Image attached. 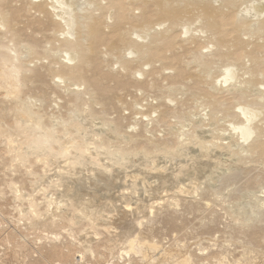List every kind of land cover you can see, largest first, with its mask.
I'll return each mask as SVG.
<instances>
[{
	"label": "rangeland",
	"instance_id": "rangeland-1",
	"mask_svg": "<svg viewBox=\"0 0 264 264\" xmlns=\"http://www.w3.org/2000/svg\"><path fill=\"white\" fill-rule=\"evenodd\" d=\"M30 1L31 0H8L3 6L4 9H7H5L4 15L8 18V21L11 20L8 22V24L11 22L9 27H12V24L15 23L14 28L16 29V32L14 33L17 35L14 36L20 39L21 44L23 45H21L23 48H18V52L21 55L19 56L24 63L27 62L26 66L30 65L33 67L34 64L35 68H32V70H34L35 74L30 72L27 73L28 78L24 77L26 72L22 71V74L21 72L18 74L19 77L21 74V81H23L22 79L24 78L23 82L26 87L21 86L22 90L20 89L18 95H16L17 92H13L14 88L11 85L10 79H8L10 82L7 81L6 83L5 80L4 83L3 80L8 77L6 78V75H3L4 71L0 72V75L5 77L0 76V82L4 83H0V88L3 86L0 89V264H264V220L260 219L259 213L264 211V208H262L264 207L262 206L264 204V153L259 154L248 151V149L245 148L247 145L245 138L242 140V134L234 129L236 121L234 119L230 120V117L228 118L226 115L223 116V113H218V116L212 114L210 109L203 104V98L201 99L202 95L205 94H202L203 92L207 91L206 94H208L212 90L211 92L216 95L213 93L209 94L211 96H216L217 99L219 97V99L222 100L223 97L226 96L227 99L224 97L226 102H229L228 100H233L234 104L239 102L236 100L238 98L234 97L235 95L230 96L233 95L231 90L228 89L230 95L229 93L227 94L230 97L225 95L227 87H230V85H227L226 83L224 84L221 80L215 82L216 84L211 82L212 78L215 79V76L224 72L223 67H225V64L228 65L231 63L232 60L228 63L225 59H219L220 62L218 59H216L217 61L213 59L212 64L215 62L219 63L215 64L212 70L208 72H198L200 71V67L197 63H194L195 61L193 60L195 58L191 59L190 57H192V55L195 56L196 54H193L195 52L197 54L200 53L201 51L198 52L200 49H203L202 52L207 54L215 48V45H212V43L210 44L209 40L207 41V33L200 31L198 22L195 24L190 23V30L186 33L184 26L190 25L188 23L190 22L189 19L186 18L187 23L183 21V23L179 25V28H176L178 33L176 31L174 32L176 33L175 37L177 38H175L172 47L163 49L165 51H163V56L165 58L163 61L164 63L167 61V64L170 63L168 65H171L170 67H166L167 64L164 66L163 61H161L162 64L161 62L152 64L153 68L150 65L151 63H148L149 65L146 63L143 67L139 64H132L133 67L137 69L138 66L142 69L145 68V71H141L139 68L141 72L145 73L143 74L140 73L139 70H136V74L133 72L132 75H135L131 76V72H126L127 69L124 68L125 66H122L116 58V56L120 55L119 50H116L117 52L115 51V53L117 55L114 53L113 56L111 55L112 58L110 57V59L108 56L109 54L107 55L109 52L107 48H102L104 45H101V48H94V55L97 58H95L94 55L92 58L88 57L89 60L93 59L91 65H89L90 61L86 60L91 68L87 63L84 62L85 65L83 64V67H86L87 65V69L84 68L83 70L86 76L87 85L90 84L88 87V90H90L88 91V94L87 92H84L86 95L81 93L79 99L81 96H86L87 98L85 97V100H83V98L82 101H79V99H74L76 98L74 93L79 91L81 87L79 88L78 85H71L69 82L62 81V79H54L57 70L54 73L53 69H57V65L53 64L51 70V67L49 66V64L51 65L52 63L51 61L55 60L56 62L57 60L60 64V61H63V59L64 61H68V59L65 52L61 54L62 56L60 55L62 57L60 58L58 55L56 56L54 52L47 53L45 52L46 49L43 48L44 51L41 48L43 45L47 44L42 43V41L48 42L52 39V34H50V32H52L54 24L51 23L50 20L48 21V19L36 15L34 10L32 11L29 7L31 6ZM176 1H179V4H183V0ZM220 1L221 0H213L215 4H218ZM244 1L247 2L239 3L241 5H238V9L236 8V14H239V10L243 11L250 5H252L253 10L251 9L249 14L240 13L238 16H244V18L252 20L254 17L252 15L256 12L258 16L261 15V18H264V0ZM90 2V0H74V3H76L75 9L79 11L82 9H90L92 8L90 7L92 6ZM135 6L139 5H133V7ZM135 8L136 10L134 9V12L131 6L130 8L128 5L126 6L125 10L127 12L125 13L128 18L131 11L133 13L141 11L138 7ZM128 9L131 11L129 12ZM28 11L33 13L30 14ZM6 12L13 13L14 20L12 18L9 19L12 14L10 13V15ZM153 12L152 10L148 11L147 17H153L152 19L155 20L156 29L160 30L166 28L167 23L160 24L161 21L158 22L159 19ZM128 18H126V20H128ZM12 21H14V23H12ZM128 21L131 22V20ZM133 21L134 24L139 23L138 19L137 21L135 19ZM156 23L158 24L156 25ZM44 27L45 29H49L47 30L50 31L49 33L47 32L48 34L45 33V29L42 30ZM14 28L12 31H14ZM53 28H55V26ZM180 28L183 29V31H180ZM232 28V26H229L230 32L232 33L230 34V32H228V36L235 33ZM40 30L45 34L39 33ZM177 34L179 35L177 36ZM241 34L243 35V37H241L242 39H245H243L245 42L248 40V43L250 40L249 48L247 46L244 47L245 51H250L252 47H254L253 44H257L258 42V39H256L257 36L255 37V35L249 32L247 34L241 32ZM192 35L202 37V48H193L187 44H185L186 48H184L185 46H182L184 41L181 39H186ZM8 37H11L10 34L4 35V33H1L0 31V41L3 40V45L2 42H0V61L3 63V65L0 63V66L2 65V69L6 67L5 64L7 63L8 66L11 64V66H13V60H9L11 59L10 52L13 54V51L11 48H5L9 43ZM14 39L16 38L14 37ZM35 40H39V42H37L39 43V48L34 45V42H36ZM251 40L252 42L257 40V42L255 41V43L252 44ZM4 41H6V44ZM17 42L19 43V40ZM32 42L34 44H32ZM177 44L181 45V47ZM29 45H33L32 47L36 46L37 49L36 47L35 49H32ZM207 45L209 47H207ZM187 46L193 48V50L189 49ZM256 48L261 50H258V52L253 48L252 50L255 51V53H253L252 50L251 52L255 55H258L259 53V55H261L260 57H264V47L262 48L261 46L256 45L255 49ZM29 49H32V51ZM99 49L100 51H98ZM194 49H196L195 52ZM190 50L193 52H190ZM243 51L244 50L242 49L241 51L239 50L236 52L237 57L245 59L243 55L246 56V53ZM125 53H127L126 56H128V58L134 57V54L132 53ZM3 54L9 58H6ZM44 56L50 57L44 60V58H46ZM197 56H201V54ZM3 57L4 60H2ZM170 57L172 58L169 59ZM59 58L61 59L60 61ZM181 58L186 59L185 61L184 59L182 60L184 61L183 63L191 61L192 63L188 62L190 63L191 68L187 69L190 66L188 63L185 64L186 66L188 65L187 67L182 64V61H180ZM249 58L246 56V59L244 60L247 67L252 64V59ZM3 61L8 62L4 63ZM23 61L21 63H23ZM92 62L94 64H92ZM174 62L176 63L173 64ZM179 63L182 64V66ZM177 65L179 67H176ZM8 66L6 67L7 69L5 68L6 70L4 69L5 74L14 73L12 70L15 69L13 67V69H8ZM135 68H133V70L131 68L130 70L134 71ZM2 69L0 67V70ZM146 69L147 72L151 69L148 74L149 76L152 75L154 78L156 76L155 79H157L156 81L158 84L152 76L149 77V79L148 77H145V74L148 75ZM50 70L53 73L50 72ZM188 70L193 74L196 71V74H190V76L192 75L191 78L188 75L191 72ZM102 73L103 75H101ZM198 74L209 76L206 84L211 90L206 86H203L206 85L205 82L202 84L203 82L200 83V80H197L198 82L195 81L199 78ZM185 75L188 76V78ZM196 75H198V78H196ZM184 76L186 77V79L184 78L186 81L182 82ZM193 76H195L196 79L193 78ZM241 76L246 79L249 75L241 73ZM237 77L239 76H235V81L237 80ZM259 77L260 83L258 84V88H253V92H251L252 94H255L254 96H260L264 91V85L261 84L264 81V75L261 73ZM91 80L96 82H92ZM192 81L194 84L189 83ZM208 82L213 86L209 85ZM107 85L109 87H107ZM155 85H164L162 90L161 88L163 86H160L161 88H159V90L163 92L158 91V87ZM165 85H168V88H172V86L176 87V89H168ZM224 85L227 86L226 89L224 88ZM188 86L193 88L194 95L192 94L193 91L190 89L191 92ZM90 87L94 91L93 93ZM10 88L12 89V92ZM72 88L76 90L75 92L73 91L74 93L72 92ZM220 88H224L222 90L225 92L222 93ZM165 89L171 90V92L169 93V91H166ZM197 89H200L199 93L200 95L202 94L201 96L199 93H197L198 95L196 94V92H198ZM242 89H244V86ZM215 90H217L216 93ZM7 91L12 94L9 93V95H7ZM160 92L162 94H160ZM164 92H168L171 96L168 94L166 95ZM218 92H220V95ZM163 95L165 96L163 97ZM195 95L198 97L200 96V98ZM221 95H224L222 96V99ZM93 96H95V98H92ZM162 97L163 100L166 99V103L164 101L161 102ZM231 97H234V99ZM14 98H17V100ZM90 98L94 100L90 102L92 100H90ZM87 99L88 101H86ZM181 99L183 100L182 102ZM188 99L189 106L186 102ZM74 100L76 101L74 102ZM95 100L98 101L99 105ZM235 100L237 102H235ZM176 101H180L179 106H177L178 103ZM89 102L93 105L91 106ZM168 102L171 105L168 106ZM184 102L186 105L182 106V104H185ZM27 103L33 107V113L34 111H37L35 112L36 115L38 112L41 113L40 116L45 125L49 126L56 120L57 122L59 120L60 123L55 122V127H57V130H61L60 132L64 130L62 122L64 123L65 121L67 123L68 121L69 123L71 121V123L75 121L80 122L82 123L81 125H84V128L93 130V132L91 133L90 131V133L91 135L94 133V135L90 136L95 140L94 142L92 141V143L90 137L88 145L91 147L90 153L92 152L93 158L97 157V159H95L98 160L100 156L104 157H100L102 159L101 162L99 161L100 167H93V165H91L92 162L90 161V164H85L86 167L90 165V167H87L88 169L84 165H82L84 168L80 166L82 170H88L87 172L80 170L79 167L74 169V166L76 167L77 165H74L73 160L68 157L67 160L64 159L65 157L57 159V164L58 160L60 161L63 159V161L61 160L59 163L60 165H57L48 153H46V157L48 156V158H42L43 156L45 157V154H42L44 152L35 151L34 149L27 147L32 137V133L29 132L30 128L27 127L28 117L30 116L26 113L27 117L24 115L25 113H23L25 111H22V109L24 110L27 107L30 109V106H28ZM24 104H27V107H23L25 106ZM190 104L191 106L195 105V107L193 106L194 108H192ZM18 106L19 108H22L20 109L21 111H19V109L17 111ZM90 106L93 108L92 113L90 112ZM183 107H189L191 110L187 109L185 111L183 110V112ZM160 108L164 111L162 112ZM31 109L30 111L32 112ZM155 109H159L161 113L158 114L159 110L155 112ZM167 109H172V111H170L172 114H174L173 112L175 111H177L176 113L182 111L183 114L188 111V113L184 116L181 114L180 117H183L182 119H179L183 121H180L177 119L178 115H180L179 113L175 114L176 116L174 115L173 117L172 114V116L169 115L170 113H168L169 111ZM39 113L37 116H39ZM91 114H94L95 116H92ZM167 114L168 116H166ZM23 115L27 117V119ZM22 116L23 118L19 120V117ZM186 116H190V119ZM216 116L218 118H216ZM158 117H161V119ZM211 117L214 120H212ZM262 117L263 115L259 113V116L252 120V123L250 124L259 121ZM32 119L33 118L29 121ZM158 121L165 123L160 124ZM154 122L159 124L156 125ZM166 123L170 125V127L165 126ZM58 124H61L63 127H60ZM165 127L170 129H166ZM194 128L195 131L193 133L192 129ZM96 132L100 134L98 135ZM168 132H170V134ZM189 132L193 133L191 137ZM114 133H117L118 135ZM101 134L102 137H100ZM144 134L153 137L151 139H148L150 136L142 138ZM188 135L191 139L187 137ZM132 136H138L132 139H136V143L135 141L131 142L132 140H129ZM137 138L139 139V142L137 141ZM144 138H146L148 142L150 141L149 144L151 145H148L147 140ZM66 139L67 137L64 138V140ZM154 139H157V141ZM168 139L170 140L169 142ZM95 141H97L98 144ZM90 142L93 145L95 143L96 146H92ZM155 142H157L158 147L155 146ZM99 143L103 145L99 146ZM108 143L110 150H115L116 148L115 151L119 153L125 151V157H123L122 153L118 155L116 152L113 157L110 156V159L109 152L112 151L113 154L115 151L109 150L107 147ZM167 144H170V148ZM120 146L123 147V150ZM104 147H106L105 149L109 152L106 151ZM149 147L150 149H154L151 150L153 153H148L150 150H146V148L148 149ZM54 148L57 149L58 146L54 145ZM144 150L147 151V154H143ZM236 150H239V153ZM38 153L39 156H43L39 157ZM102 153L105 155L106 153L108 154L105 156ZM191 156H193L195 160L194 158L190 159ZM115 157H117V159H115ZM111 160L114 163H112ZM108 161L113 165L109 164ZM47 162L49 164H47ZM103 162L104 165L106 164L105 166L103 165ZM69 163H73V166L72 164L69 165ZM186 164L189 166H186ZM119 165H121L122 168L118 167ZM46 166H48L49 169ZM105 167L106 170H113L115 172L112 173L113 171H111V173L107 174L103 172L106 171ZM179 170L184 173L181 174V171L179 172ZM77 174H80L82 178ZM175 174H178L179 177ZM71 176L73 178H71ZM62 177L63 179H61ZM68 185L74 186V192L67 190L66 187ZM64 195L66 199L62 197ZM68 195H70L69 197L72 195L69 200ZM78 195L80 197H78ZM50 199H52V204L50 203ZM74 200H77V203ZM74 203L75 208L73 206ZM69 208L72 209L70 210ZM35 209L36 211H33ZM39 210L40 212H37ZM261 220L263 221V224L259 223ZM251 224L257 225L252 226ZM130 240L137 241L140 246L137 245V242L133 241L132 243ZM139 241L141 243H139ZM151 241L158 244L157 249L151 248ZM130 243L133 244V246L136 244L135 246L138 247L136 248L134 246L133 248L129 245ZM143 244L144 246H142ZM183 258L187 259V261Z\"/></svg>",
	"mask_w": 264,
	"mask_h": 264
},
{
	"label": "bare ground",
	"instance_id": "bare-ground-1",
	"mask_svg": "<svg viewBox=\"0 0 264 264\" xmlns=\"http://www.w3.org/2000/svg\"><path fill=\"white\" fill-rule=\"evenodd\" d=\"M7 1L8 0H0V31H1V33L3 32L4 33V35H9L10 34V38H9V43H8V45L5 47V48H11L12 49V51H13V54L10 52V58L11 59H9V60H13L12 62H13V66H11L10 65V63H9V65L10 66H8L7 64H5V66L7 67L8 66V69L9 68H14L15 70H12V71H14V73L12 72V73H10V74H5V70L7 69L6 67V69L4 70V69H2V65H3V63L0 61V63L2 64L0 67H1V69L2 70H0V72H2V71H4L3 72V75L5 76L6 75V78L7 79H4L3 81H4V83H5V80H6V83H7V81H8V79H10V81H11V85H12V87L14 88V91L13 92H15L16 93V95H18V91H20V89L22 90V87L24 86V87H26V85L24 84V78L22 79L23 81H21L20 79V77H21V74H22V71L23 72H26L25 74H26V76H25V74H24V77H27L28 78V76H27V73H34V70H32V68L34 69L35 67H34V64H33V62H35V61H33V60H31V61H33L32 62V64H33V67L32 66H30V65H27L26 66V63L27 62H25L24 63V61L20 58V54H19V52H18V48H21L23 45L21 44V40L20 39H18L16 36H14V35H17L16 33H14V32H16L15 30V28H14V21H12V23H14V24H12L13 26V28H14V31H12V27H9V24L11 25V22L8 24V22L9 21H11V20H9L8 21V18L4 15V12H5V9H4V4L5 3H7ZM85 1H87V0H85ZM89 1V0H88ZM91 2V4H92V6H90V7H92V8H90V9H87V10H81V11H79V10H77V9H75V4L76 3H74V0H31L30 1V5L31 6H29L31 9H32V11L34 10V12H35V14L36 15H38V16H42L43 18H45V19H48V21L50 20L51 21V23H53L54 24V26H55V28H53L52 27V32H50V31H47V30H49V29H45V27L44 28H42V30L43 29H45L46 31H45V33L46 34H48L49 32H50V34H52V39L50 40V41H45V42H43L42 41V43H47V44H45V45H43L41 48L43 49H46V51L45 52H47V53H50V52H54V54H56V56L58 55L60 58H62L61 56V54L62 53H64L65 52V54H66V56H67V59H68V61H64V59H63V61H60L61 59L59 58V61H60V64L58 63V61L56 60V62H55V60L54 61H51L52 63H51V65L49 64V66L51 67H48V68H50L51 70H52V66H53V64H55V65H57V69H53V71H54V73H55V71L57 70V73H56V75H55V77H54V79L55 78H58V79H62V81H64V82H69L71 85H78V87L80 88L79 89V91H77V92H75L76 90L75 89H73L72 90V92L76 95V98H74V99H76V100H78L79 99V97H80V95H81V93L83 94V95H86V93L84 94V92H87V94L89 93L88 91L90 90H88V87L90 86V84L89 85H87V81H86V76H85V73H84V68H86L87 69V65H88V63H87V61H90V63H89V65H91V61L93 60H89V58H92V57H94L95 55V50H94V48H101V45L103 46L102 48H107V50L109 51L108 53H107V55L109 56V58L111 57L112 58V56L114 55V53H115V51L116 50H119L120 51V55H118V56H116V58L118 59V62H120L121 63V65L122 66H125L124 68H126L127 69V71L126 72H128V71H130L131 73H130V75L131 76H133V75H135L136 73H135V71L136 70H139V68H140V66H138V69L137 68H135V67H133V65L132 64H135V65H137V64H139V65H141L142 67L144 66V64H148V63H151L150 65H151V67L153 68V65L152 64H156L157 62H161V61H163V60H165V58H164V56H163V49H165V48H171L172 47V45L174 44V40H175V38H177V37H175V34L176 33H174L175 31H176V28L178 27L179 28V25L180 24H182L183 23V21H187L186 20V18H188L189 19V21L190 22H188L189 24L190 23H192V24H195V23H197L198 22V27L200 28V31H202V32H206L207 33V37H206V39H207V41L209 40V42H210V44L212 43V45H215V48H213V50L212 51H207L208 53L206 54V53H204V52H202V50L203 49H200L198 52H200V53H196L195 51H196V49H194V52L195 53H193V54H196L195 56L194 55H192V57H190L191 59L193 58H195L193 61H195L194 63H197L198 64V66L200 67V71H198V72H208V71H210V70H212L214 67V65L215 64H217V63H219L220 62V60L219 59H221V60H227V62L229 63V62H231V60H232V62L231 63H229L228 65H226L225 64V67H223L224 68V72H222V73H220L219 75H217V76H215V79H213L212 78V81L211 82H213V84L215 83V82H218V81H222V82H224V84L226 83L227 85H230V87H227V86H225L224 88L226 89V87H227V90H226V92L224 91V90H222V89H224V88H220V90H221V92L223 93V92H225L226 94L225 95H227L230 91L229 90H231L232 92V94L233 95H230V93H229V95L230 96H234L235 98H238V99H236L237 101H239L238 103H235L234 104V102H233V100L232 101H230V100H228L229 102H226V100L225 99H227L226 98V96H224V95H221V99H222V96H224L225 97V99H224V97H223V99L222 100H220L219 99V97H218V99H217V97L216 96H211L210 94L211 93H213V92H211L212 90L209 88V86L207 87V84H206V81H207V78L209 77L208 75H203V74H198L199 75V78H198V75H196L197 77L196 78H198V79H196L195 78V76H193V78H195L196 80L195 81H201L200 83H202V84H204V82H205V84L206 85H203V86H206L207 88H209L211 91L209 92V90H208V92L210 93H208V94H206L207 93V91H205V92H201L202 94H204V95H202V97H201V99H202V102H203V104H205L209 109H210V112L212 113V114H214V115H217L218 116V113L219 114H221V113H223L222 115L223 116H228V118L231 120V119H234L236 122V125L234 126V129H235V131H237V132H239V133H241L242 134V136L243 137H241L242 138V140H243V138H245V141H246V143H247V145L245 146V148H247L248 149V151H250V152H252V153H264V91L260 94V96L258 95V96H254L255 94H252L251 92H253V88H258V84L260 83V80H259V75H261V73H262V75H264V57L262 58V57H260L261 55H259V53H258V55L256 56L255 54H253V53H255V51H253L252 49L254 48V50H261V49H255V47H256V45L257 46H261L262 48L264 47V18H261V15H259L258 16V14L255 12V14L254 15H252V16H254L253 18H252V20H250V19H246V18H244V16L242 17V16H238L240 13H244V14H249V12H250V10L252 9V5H250V6H248L245 10H243V11H240L239 10V14H236V8L238 7L239 8V6L238 5H241V4H239V3H241V2H247V1H244V0H221L218 4L216 3H214L213 2V0H183L182 2H183V4H179V1H176V0H90ZM218 1V0H217ZM87 3V2H86ZM88 4V3H87ZM8 5V4H7ZM6 5V6H7ZM129 6V8H130V6L132 7V10L135 12V10H136V8L135 7H138L139 9H141V11L140 12H138V13H133L130 9H128V11L130 12L129 14H130V16H129V18L126 16V13L125 12H127L125 9H126V6ZM133 5H139V6H135V7H133ZM28 7V8H29ZM86 8H87V6H86ZM237 8V9H238ZM4 9V10H3ZM84 9H85V7H84ZM135 9V10H134ZM7 10V9H6ZM152 10V12H153V10H154V12L153 13H155L156 14V17H158V19H159V21L158 22H160V24H164V23H167V27L166 28H164V29H160V30H158V29H156V27H155V20H153L152 18L153 17H151V18H148L147 17V14H148V11H151ZM253 10V9H252ZM11 11V10H10ZM29 12V11H28ZM7 13V12H6ZM11 13V12H10ZM10 13H7V14H10ZM30 14L31 13H33V12H29ZM28 13V14H29ZM12 14V15H11ZM10 15H11V17L9 18V19H13L14 20V16H13V13H11ZM27 14V13H26ZM128 14V15H129ZM13 16V17H12ZM34 17V16H33ZM126 18H128V20H131V22L130 21H128V20H126ZM155 18V17H154ZM136 20L137 21V19H138V24H134V21L133 20ZM157 19V18H156ZM132 21H133V23H132ZM156 21V22H157ZM15 22H16V20H15ZM46 23V22H45ZM44 23V24H45ZM187 23V22H186ZM48 24V23H47ZM130 24V25H129ZM158 23H156V25H157ZM129 25V26H128ZM184 25V24H183ZM17 26V25H16ZM51 26V25H50ZM182 26V25H181ZM190 26H191V24L189 25V26H187V25H185L184 26V29H185V32L186 33H188L189 32V30H190ZM229 26H232L233 28H232V30L235 32V33H237V34H235V33H233V35H231V36H228V32H230V29H229ZM197 27V26H196ZM10 28H12V29H10ZM158 28V27H157ZM194 28V27H193ZM192 28V29H193ZM198 28V29H199ZM67 29H68V31H67ZM196 29V28H195ZM183 31V29H181L180 28V31ZM41 31V30H40ZM39 31V33H42V31L40 32ZM200 31H198V32H200ZM13 34H12V33ZM48 32V33H47ZM177 32V31H176ZM241 32H244V34L246 33H251V34H253V35H255V37H256V39H258V42H257V40H255L256 42H257V44H253V43H255V41L254 42H252V40H251V42H252V44L254 45V47H252V51H253V53L251 52V50L250 51H248L247 49V51H245V48L244 47H248L249 46V44H250V40H249V42L247 43V41L245 42L243 39H242V37H243V35L241 34ZM38 33V32H37ZM44 32L42 33V34H45ZM178 33V32H177ZM232 32H230V34H231ZM192 34H193V32H192ZM179 34H177V36H178ZM197 35H199V34H197ZM200 35H201V33H200ZM50 36V35H49ZM242 36V37H241ZM252 36V35H251ZM5 37H7V36H5ZM14 37L16 38V39H14ZM21 37V36H20ZM180 37V36H179ZM255 37H254V39H255ZM253 38V37H252ZM6 39V38H5ZM179 39V38H178ZM260 39H261V42H260ZM1 40H2V38H1ZM16 40V41H15ZM19 40V43L17 42ZM43 40V39H42ZM180 40V39H179ZM181 40H183L184 41V43H183V47L185 46V44H187V45H190V47H193V48H202L201 47V43L203 42V39H202V37L201 36H199V37H196V36H190V37H188V38H184V39H181ZM263 40V41H262ZM3 41V40H2ZM2 41H0V42H2ZM7 41V40H6ZM6 41H4V43L6 44ZM23 41V40H22ZM36 41V40H35ZM37 42H39V40H37L36 42H32V44H34V45H36V46H38L39 45V43H37ZM176 42V41H175ZM186 42V43H185ZM208 42V43H209ZM2 45H3V42H2ZM22 45V46H21ZM26 45V44H25ZM177 45H179V44H177ZM205 45H206V43H205ZM33 45H29V47L30 48H34L35 49V47H32ZM180 47H181V45H179ZM178 46V47H179ZM1 47H3V46H1ZM175 47H177V46H175ZM179 47V48H180ZM182 47V48H183ZM188 47V46H187ZM190 47H188L189 49H192L193 50V48H190ZM207 47H209L208 45H207ZM206 47V48H207ZM23 48V47H22ZM26 48V47H25ZM38 48H39V46H38ZM51 48H54V49H51ZM109 48V49H108ZM184 48H186V46L184 47ZM249 48V47H248ZM251 48V47H250ZM260 48V47H259ZM3 49V48H2ZM27 49V48H26ZM32 49L30 50V51H32ZM36 49H37V47H36ZM41 49V50H42ZM244 50L243 52H245L246 53V56L249 58V59H252L251 61V66L249 67H247V65H246V62L244 63V60L246 59V56H244L243 55V57L245 58V59H243L242 57H237V53L236 52H238L239 50L241 51V50ZM173 50V49H172ZM186 50V49H185ZM263 50H264V48H263ZM263 50H262V52H263ZM98 51H100V49L98 50ZM114 51V52H113ZM176 51V50H175ZM258 51V52H259ZM1 52V51H0ZM38 52V51H37ZM102 52V51H101ZM117 52V51H116ZM125 52H129L130 54L132 53V54H134V57H131V58H128V56H126V54L127 53H125ZM165 52V51H164ZM167 52H169V51H167ZM182 52V51H181ZM186 52H187V50H186ZM190 52H193V51H191L190 50ZM261 52V53H262ZM22 53V52H21ZM51 53V54H52ZM204 53V54H203ZM244 53V54H245ZM7 54V53H6ZM25 54H27V53H25ZM37 54V53H36ZM174 54V53H173ZM177 54V53H176ZM199 54H201V56H197V55H199ZM264 54V53H263ZM262 54V55H263ZM5 54H3V56H4ZM12 55V56H11ZM20 55V56H19ZM61 55V56H60ZM94 55V56H93ZM112 55V56H111ZM115 55H117L116 53H115ZM167 55V54H166ZM180 55V54H179ZM26 56V55H25ZM91 56V57H90ZM172 56V55H171ZM173 56H175V55H173ZM181 56V55H180ZM194 56V57H193ZM5 57L6 58H9V57H7L6 55H5ZM44 57H46V56H44ZM43 57V58H44ZM50 57V56H49ZM49 57H46V58H44V60L45 59H47V58H49ZM52 57V56H51ZM89 57V58H88ZM99 57V56H98ZM42 58V59H43ZM56 58V57H55ZM58 58V57H57ZM88 58V59H87ZM95 58H97L96 56H95ZM110 58V59H111ZM114 58V57H113ZM172 57H170L169 59H171ZM53 59V58H52ZM116 59V60H117ZM184 58H181V60L180 61H182ZM213 59H218L219 60V62H215V60H214V64H212L213 63ZM2 60H4V57H3V59ZM6 60V59H5ZM23 61V63H21L22 61ZM87 60V61H86ZM168 60V59H167ZM186 59H184V61H185ZM228 60H230V61H228ZM30 61V62H31ZM170 61V60H169ZM168 61V62H169ZM184 61H182L181 63L182 64H186V63H188V62H191V61H188V62H185V63H183ZM217 61V60H216ZM4 62V61H3ZM6 62H8V61H5L4 63H6ZM54 62V63H53ZM84 62L85 63H87V65H86V67H83V64H84ZM167 61H165V63H164V61H163V65L165 66V64H167L166 63ZM221 62H223V61H221ZM29 63V62H28ZM36 63H38V62H36ZM176 62H174L173 64H175ZM192 63V62H191ZM25 64V65H24ZM31 64V63H30ZM31 64V65H32ZM92 64H94L93 62H92ZM161 64H162V62H161ZM170 64V63H169ZM169 64H167V66L166 67H170V66H168ZM180 64V63H179ZM178 64V65H179ZM182 64H180L181 66H182ZM224 64V63H223ZM85 65V64H84ZM88 65V66H89ZM97 65H98V63H97ZM120 65V66H121ZM132 65V70H133V68H135L134 69V71H132V70H130L131 68H130V66ZM134 65V66H135ZM149 65V64H148ZM176 66V67H179V66ZM183 65V66H184ZM188 65L190 66V63H188ZM187 65V66H188ZM43 66V65H42ZM96 66V65H95ZM94 66V67H95ZM122 66H121V68H122ZM146 66V65H145ZM186 66V65H185ZM184 66V67H185ZM186 66V67H187ZM197 66V65H196ZM197 66V67H198ZM4 67V66H3ZM29 67V68H28ZM31 67V68H30ZM44 67V66H43ZM42 67V68H43ZM90 67V66H89ZM155 67V66H154ZM163 67V66H162ZM165 67V68H166ZM91 68V67H90ZM109 68H111V67H109ZM108 68V69H109ZM156 68V67H155ZM164 68V67H163ZM189 68H191V66L190 67H188L187 69H189ZM141 69V71L143 70V71H145V68H140ZM158 69V68H157ZM172 69V68H171ZM176 69V68H175ZM186 69V70H187ZM195 69V68H194ZM197 69V68H196ZM50 70V72H52ZM151 69H149V71H150ZM191 70H193V69H191ZM33 71V72H32ZM93 71H94V69H93ZM108 71V70H107ZM106 71V72H107ZM113 71H114V69H113ZM140 70H139V72L140 73H143V72H141ZM149 71L147 72V69H146V73L148 74L149 73ZM178 71V70H177ZM189 71V70H188ZM21 72V74H20V77H19V73ZM106 72H105V74H106ZM125 72V73H126ZM135 73V74H133L132 75V73ZM138 72V73H139ZM173 72H175V71H173ZM189 72H191V71H189ZM197 72V73H198ZM53 73V72H52ZM97 73V72H96ZM103 73H104V71H103ZM103 73L101 74V75H103ZM108 73V72H107ZM111 73V72H110ZM115 73V72H114ZM124 73V74H125ZM145 73V72H144ZM143 73V74H144ZM155 73H156V71H155ZM158 73V72H157ZM177 73V72H176ZM241 73L242 74H248L249 76H248V78L246 77V79L243 77V76H241ZM1 74V73H0ZM35 74V73H34ZM34 74H30V75H34ZM121 74V73H120ZM185 74V73H184ZM187 74H188V72H187ZM190 74H193L192 72L191 73H189L188 75L190 76ZM194 74H196V71H195V73ZM193 74V75H194ZM7 75H9V76H7ZM51 75V74H50ZM100 75V76H101ZM117 75V74H116ZM115 75V76H116ZM127 75V74H126ZM129 75V76H130ZM154 75H157V74H154ZM173 75V74H172ZM236 75H238L239 77H237V80L235 81L234 80V78H235V76ZM0 76H2V75H0ZM4 76H2V77H4ZM152 76V75H151ZM151 76H149V74L148 75H146L145 74V77H148V79H149V77H151ZM186 76V75H185ZM183 77L182 78V82H184V81H186L185 79H186V77L188 78V76H186V77ZM192 76V75H191ZM190 76V77H191ZM241 76V77H240ZM125 77V76H124ZM144 77V78H145ZM158 77V76H157ZM189 77V78H190ZM259 77V78H258ZM5 78V77H4ZM26 78V79H27ZM33 78V77H32ZM32 78H31V80H32ZM88 78V77H87ZM118 78V77H117ZM116 78V79H117ZM121 78V77H120ZM132 78V77H131ZM134 78V77H133ZM152 78H154L153 76H152ZM155 78H156V76H155ZM154 78V79H155ZM172 78V77H171ZM185 78V79H184ZM192 78V77H191ZM264 78V77H263ZM0 79H1V77H0ZM29 79H30V77H29ZM28 79V80H29ZM138 79V78H137ZM146 79V78H145ZM160 79V78H159ZM27 80V81H28ZM30 80V81H31ZM90 80V79H89ZM119 80V79H118ZM157 79H155V81H156ZM173 80V79H172ZM187 80H189V79H187ZM193 80V79H192ZM258 80H259V82H258ZM1 81V80H0ZM10 81H8V82H10ZM54 81V80H53ZM92 81V80H91ZM106 81V80H105ZM150 81V80H149ZM152 81V80H151ZM194 81V82H195ZM197 81V82H198ZM210 81V80H209ZM235 81V82H234ZM92 82H96V81H92ZM154 82V81H153ZM157 82V81H156ZM155 82V83H156ZM232 82H234L233 84H231ZM262 82V81H261ZM1 83V82H0ZM3 83V82H2ZM1 83V84H2ZM3 83V84H4ZM89 83V82H88ZM91 83V82H90ZM125 83V82H124ZM127 83V82H126ZM150 83H152V82H150ZM186 83V82H185ZM189 83H193V81L192 82H189ZM188 83V84H189ZM210 82H208V84H209ZM10 84V83H9ZM24 84V85H23ZM60 84V83H59ZM154 84V83H153ZM157 84H158V82H157ZM160 84V83H159ZM194 84V83H193ZM216 84V83H215ZM262 85H264V81H263V83H261ZM6 85V84H5ZM4 85V86H5ZM66 85H68V84H66ZM65 85V86H66ZM200 85V84H199ZM209 85H212V84H209ZM223 85V84H222ZM22 86V87H21ZM57 86H58V84H57ZM61 86V85H60ZM69 86V85H68ZM93 86H95V85H93ZM152 86H154V85H152ZM155 86H157V85H155ZM160 86H163L162 88L160 87ZM168 85H165V87H167ZM189 86H190V84H189ZM188 86V88H189V90L191 89L192 91H193V88H190ZM213 86V85H212ZM211 86V87H212ZM215 86V85H214ZM243 86H244V89H242L243 88ZM3 87V86H2ZM1 87V88H2ZM6 87V86H5ZM8 87H9V85H8ZM64 87V86H63ZM104 87V86H103ZM107 87H109L108 85H107ZM158 87V91H161L163 88H164V85H159V86H157ZM0 88V89H1ZM55 88H57V87H55ZM65 88V87H64ZM67 88V87H66ZM91 88V87H90ZM101 88V87H100ZM106 88V87H105ZM154 88V87H153ZM159 88H161V90H159ZM168 88V87H167ZM172 88H175L176 89V87H173L172 86ZM172 88H168V89H172ZM212 88H214V87H212ZM11 89V88H10ZM24 89V88H23ZM94 89V88H93ZM111 89V88H110ZM194 89H196V88H194ZM229 89V90H228ZM259 89H260V87H259ZM258 89V90H259ZM9 90V89H8ZM58 90H59V88H58ZM91 90H92V88H91ZM104 90V89H103ZM156 90V89H155ZM166 91H169V93L171 92V90H167V89H165ZM164 90V91H165ZM190 90V91H191ZM200 90V89H199ZM199 90L197 89V91L198 92H196V94L197 93H199ZM68 91V90H67ZM69 91H70V89H69ZM111 91V90H110ZM112 91H114V90H112ZM151 91H152V89H151ZM165 91V92H166ZM191 91V92H192ZM202 91V90H201ZM214 91V90H213ZM216 91L217 90H215V93H216ZM11 92H12V89H11ZM11 92H9V91H7V95H9V93L10 94H12ZM66 92V91H65ZM94 91L92 90V93H93ZM161 92H163V91H161ZM160 92V94H162ZM164 92V93H165ZM14 93V94H15ZM22 93V92H21ZM21 93H20V95H21ZM219 93V95H220V92H218ZM72 94V93H71ZM107 94V93H106ZM111 94V93H110ZM166 95L168 94V92L167 93H165ZM187 94V93H186ZM192 94L194 95L195 93H194V91L192 92ZM214 94V93H213ZM30 95V94H29ZM94 95V94H93ZM95 95H98V94H95ZM169 95V94H168ZM198 95V94H197ZM197 95H195V96H197ZM199 95H200V93H199ZM200 95V96H201ZM214 95H216V94H214ZM218 95V96H219ZM257 95V94H256ZM72 96V95H71ZM162 96V95H161ZM165 95H163V97H164ZM169 96H171V95H169ZM168 96V97H169ZM194 96V97H195ZM200 96L198 97V98H200ZM228 96V95H227ZM230 96H228V97H230ZM73 97V96H72ZM86 97V96H85ZM84 96H81V98L79 99V101H82V99L83 100H85L86 98H85ZM163 97L161 98L162 100H161V102H165L166 101V97L164 98L165 100H163ZM214 97H216V98H214ZM234 97H231L232 99H234ZM28 98V97H27ZM26 98V99H27ZM92 98H95V96H93ZM92 98H90V100L92 99ZM98 98V97H97ZM156 98V97H155ZM173 98V97H172ZM177 98V97H176ZM14 99H16L17 100V98H14ZM21 99V98H20ZM89 99V98H88ZM88 99L86 100V101H88ZM168 99V98H167ZM186 99V98H185ZM193 99V98H192ZM229 99V98H228ZM76 100H74V102L76 101ZM94 99H92L90 102H92ZM100 100V99H99ZM172 100V99H171ZM235 100V102H237ZM23 101V100H22ZM73 101V100H72ZM96 101V100H95ZM175 101V100H174ZM183 100L181 99V102H182ZM185 101V100H184ZM188 101H189V99L186 101L187 102V105L189 106V103H188ZM28 102V101H27ZM63 102V101H62ZM89 102V103H90ZM97 102V104H98V101H96ZM100 102V101H99ZM102 102V101H101ZM160 102V103H161ZM178 104H177V106H179L180 104V101H176ZM230 102H233V103H230ZM16 103H17V101H16ZM88 103V104H89ZM94 103V102H93ZM158 103V102H157ZM156 103V104H157ZM166 103V102H165ZM185 103V102H184ZM191 104H193L192 102H190ZM23 104V103H22ZM28 104V103H27ZM27 104H24L25 106H23V107H27ZM95 104V103H94ZM164 104V103H163ZM162 104V105H163ZM191 104H190V106H191ZM90 105H91V103H90ZM93 105V104H92ZM91 105V106H92ZM99 105V104H98ZM101 105V104H100ZM165 105V104H164ZM163 105V106H164ZM169 105H171V104H169V102H168V106ZM186 105V103L183 105L182 104V106H185ZM21 106V105H20ZM28 106H30V109L32 110V112L30 111V109L27 107V108H25L24 110L22 109V108H19V106H18V108H17V111H18V109H19V111H21L20 109H22V111H25V112H23V113H25L24 115H26V113H27V115L28 116H30L31 118H33L31 121H29L31 118L30 117H28L27 115V117H28V124H27V127H29L30 128V131L29 132H31L32 133V137H31V140H30V142H29V145L27 146V147H30L31 149H34L35 151L37 150V151H39V152H44V153H42V154H45V157L43 156V155H41V156H43L42 158H48V156L46 157V153H48V155L49 156H51L52 158L51 159H53L55 162L57 161V159H59V158H64L65 160H67V157L68 158H70V159H72L73 160V163H74V165H77L76 167L74 166V169L75 168H77V167H79L80 168V166L82 167V165H84L85 167H86V165L87 164H90V161L92 162V164L91 165H93V167H95V166H97V167H100V162L102 161V159L101 158H104V157H99V155H98V157L100 158V160H99V158H98V160H96L97 159V157H94L93 158V154H92V152L90 153V148L91 147H89V138L92 136V135H94V133L91 135V133L93 132V130H89L88 128H84V125H81L82 123H80V122H73V123H69V121H68V123L65 121L64 123L62 122V124H63V126H64V130L62 131V132H60L59 130H57V127H55V122L56 123H60L59 122V120H58V122H57V120L53 123V124H51V125H45V123H43V121H42V118H41V116H40V114L41 113H39V116H37L38 115V113H37V115L35 114V112H37V111H34V113H33V107H31V105L30 104H28ZM33 106V105H32ZM90 106V112L92 113L93 111V108ZM159 106V105H158ZM194 107H195V105H193ZM193 106H191L192 108H194ZM22 107V106H21ZM83 107V106H82ZM167 107V106H166ZM187 107V106H186ZM186 107H183L182 108V111L184 110H187V109H189V107L188 108H186ZM190 107V108H191ZM155 108V107H154ZM153 108V109H154ZM157 108V107H156ZM163 108V107H162ZM164 108H165V106H164ZM180 108H181V106H180ZM29 109V110H28ZM74 109V108H73ZM81 109V108H80ZM83 109V108H82ZM89 109V108H88ZM87 109V110H88ZM161 109V108H160ZM174 109V108H173ZM16 110V109H15ZM106 110V109H105ZM143 110V109H142ZM159 110V109H158ZM157 109H155V112L156 111H158ZM162 110V112L164 111L163 109H161ZM168 110V109H167ZM175 110H178V109H175ZM174 110V111H175ZM181 110V109H180ZM189 110H191V109H189ZM74 111V110H73ZM78 111H80V110H78ZM89 111V110H88ZM141 111V110H140ZM166 111V110H165ZM169 111V112H168ZM168 111H166V112H168V113H170L169 115H171L172 113L170 112V111H172V109L171 110H168ZM182 111L181 112H178L180 115H178V118L177 119H182V117L184 116V115H187L186 113H188V111H186V113L185 114H183L182 113ZM183 111V112H184ZM83 112H84V110H83ZM138 112V111H137ZM143 112V111H142ZM177 111H175V112H173L174 114H172L173 115V117H174V115L175 114H178V113H176ZM81 113V112H80ZM86 113V112H85ZM103 113V112H102ZM150 113V112H149ZM148 113V114H149ZM159 113H161V111L159 110V112H158V114ZM259 113H261L262 115H263V117L259 120V121H256V122H254L253 124H250V123H252L251 121L252 120H254L255 118H257L258 116H259ZM14 114H16V113H14ZM21 114V113H20ZM83 114V113H82ZM103 114H105V113H103ZM138 114V113H137ZM136 114V115H137ZM145 114V113H144ZM153 114V113H152ZM164 114V113H163ZM163 114H161V115H163ZM181 114L183 115L182 117H180L181 116ZM23 115V116H24ZM74 115V114H73ZM92 115V114H91ZM151 115V114H150ZM149 115V116H150ZM171 115V116H172ZM23 116L22 117H19L20 119L19 120H21V118H23ZM81 116V115H80ZM90 116V115H89ZM92 116H95L94 114L92 115ZM152 116V115H151ZM166 116H168V114L166 115ZM170 116V117H171ZM176 116V115H175ZM216 116V118H218ZM17 117V116H16ZM25 117V116H24ZM27 117H25L26 119H27ZM142 117H143V114H142ZM146 117V116H145ZM163 117V116H162ZM165 117V116H164ZM172 117V118H173ZM186 117H188V116H186ZM30 118V119H29ZM74 118H76V117H74ZM79 118V117H78ZM88 118V117H87ZM138 118H140V117H138ZM159 119H161V117H158ZM169 118V117H168ZM189 119H190V116L188 117ZM215 118V119H216ZM25 119V120H26ZM179 119V120H180ZM184 119V118H183ZM185 119H187V118H185ZM211 119H212V117H211ZM18 120V119H17ZM18 120V121H19ZM22 120H24V119H22ZM69 120V119H68ZM139 120V119H138ZM141 120H144V119H141ZM151 120H152V118H151ZM150 120V121H151ZM153 120H155V119H153ZM178 120V121H179ZM212 120H214V119H212ZM216 120H218V119H216ZM233 120V121H234ZM149 121V122H150ZM159 121H161V120H159ZM158 121V122H159ZM167 121H168V119H167ZM180 121H183V120H180ZM143 122V121H142ZM152 122V121H151ZM52 123V122H51ZM139 123V122H138ZM154 123H156V125H158L159 123L160 124H163V123H165V122H163V123H161V122H159L158 124H157V122H154ZM168 123V122H167ZM166 123V125L165 126H168V127H170V125H168ZM234 123V122H233ZM50 124V123H49ZM57 125V124H56ZM60 127L62 126L61 124H58ZM232 125H234V124H232ZM62 126V127H63ZM87 126V125H86ZM90 126H91V124H90ZM162 127V126H161ZM164 127V126H163ZM168 127H165L166 129L168 128ZM194 127V126H193ZM164 128V129H165ZM24 129H26V128H24ZM168 129H170V128H168ZM232 129V128H231ZM193 131V133H194V131H195V128L194 129H192ZM233 130V129H232ZM28 131V130H27ZM26 131V132H27ZM90 131H91V133H90ZM188 131H191V130H188ZM234 131V132H235ZM10 132H11V130H10ZM114 132H115V130H114ZM171 132V131H170ZM170 132H168L169 134H170ZM185 132V131H184ZM97 133V132H96ZM96 133H95V135H96ZM174 133V132H173ZM186 133V132H185ZM190 133V132H189ZM188 133V134H189ZM193 133H190L189 135H190V137H191V135L193 134ZM98 134V133H97ZM100 134V133H99ZM98 134V135H99ZM107 134V133H106ZM114 134H117V133H114ZM172 134V133H171ZM9 135V134H8ZM91 135V136H90ZM105 135V134H104ZM118 135V134H117ZM181 135H182V133H181ZM187 135V134H186ZM189 135L187 136V137H189ZM128 136V135H127ZM140 136V135H139ZM150 136V138H148V139H151L152 137H151V135H149ZM148 135H145L144 134V136H142V138L143 137H149ZM197 136V135H196ZM238 136V135H237ZM16 137V136H15ZM65 137H67V139L66 140H64V138ZM100 137H102V134H101V136ZM108 137V136H107ZM114 137V136H113ZM115 137H117V136H115ZM136 137H138V136H136ZM135 136L133 137L132 136V138L131 137H129V138H131V139H129L130 141L132 140V139H134V138H136ZM141 137V136H140ZM169 137V136H168ZM180 137V136H179ZM189 137V138H190ZM204 137V136H203ZM93 137H91V139H92ZM96 138V137H95ZM106 138V137H105ZM188 138V139H189ZM193 138V137H192ZM234 138V137H233ZM16 139V138H15ZM14 139V140H15ZM138 139V138H137ZM145 140H147L146 138H144ZM171 139V138H170ZM181 139V138H180ZM191 139V138H190ZM94 140L95 139H92V140H90L91 142L93 141L94 142ZM98 140V139H97ZM106 140V139H105ZM108 140V139H107ZM136 140V139H135ZM135 140H132L131 142H133V141H135ZM143 140V139H142ZM144 140V141H145ZM155 140V139H154ZM232 140V139H231ZM230 140V141H231ZM18 141H19V139H18ZM109 141V140H108ZM111 141V140H110ZM129 141V142H130ZM138 142H139V139L137 140ZM155 141H157V139L155 140ZM170 140L168 139V142H169ZM177 141V140H176ZM179 141V140H178ZM90 142V144H92ZM97 144H98V142L97 141H95ZM113 142V141H112ZM127 142V141H126ZM129 142H128V144H129ZM147 142H148V140H147ZM184 142H185V139H184ZM199 142V141H198ZM210 142V141H209ZM12 143V142H11ZM21 143V142H20ZM120 143V142H119ZM135 143H136V141H135ZM134 143V144H135ZM145 143V142H144ZM150 143V141L148 142V145H151V144H149ZM152 143V142H151ZM153 143H154V141H153ZM152 143V144H153ZM156 143V147H158V145H157V142H155ZM163 143V142H162ZM171 143V142H170ZM174 143V142H173ZM172 143V144H173ZM190 143V142H189ZM196 143V142H195ZM200 143V142H199ZM146 144V143H145ZM166 144V143H165ZM171 144V145H172ZM182 144V143H181ZM228 144V143H227ZM13 145H15V144H13ZM54 145H56V146H58V148L57 149H55L54 148ZM102 146L103 144H100L99 143V146ZM106 145V144H105ZM111 145V144H110ZM116 145V144H115ZM148 145H147V147H148ZM160 145V144H159ZM169 145V146H168ZM180 145V144H179ZM191 145H193V144H191ZM194 145H196V144H194ZM200 145V144H199ZM202 145V144H201ZM92 146H96L95 145V143H94V145L92 144ZM114 146V145H113ZM117 146V145H116ZM152 146H154V145H152ZM167 146L170 148V144H167ZM108 148H109V143H108V146H107ZM121 147V146H120ZM119 147V148H120ZM146 147V146H145ZM164 147V146H163ZM167 147V148H168ZM181 147H182V145H181ZM183 147H184V145H183ZM201 147V146H200ZM228 147H229V145H228ZM243 147V146H242ZM94 148H99V147H94ZM102 148V147H101ZM106 147H104V149H105ZM118 148V147H117ZM123 147H121V149H122ZM152 148V147H151ZM168 148V149H169ZM172 148V147H171ZM175 148V147H174ZM177 148V147H176ZM208 148V147H207ZM104 149H102V150H104ZM135 149V148H134ZM144 149V148H143ZM156 149H158V148H156ZM242 149V148H241ZM95 150V149H94ZM97 150V149H96ZM101 150V149H100ZM106 150V149H105ZM109 150H110V148H109ZM111 150H114V149H111ZM110 150V151H111ZM115 150H116V148H115ZM114 150V151H115ZM123 150V149H122ZM126 150V149H125ZM146 150H150V151H148V153L150 152H152L151 150H154V149H150V147L147 149L146 148ZM146 150H144V153L143 154H147L146 152ZM106 151H108V150H106ZM128 151H130V150H128ZM132 151V150H131ZM141 151V150H140ZM143 151V150H142ZM158 151V150H157ZM166 151H168V150H166ZM170 151H172V150H170ZM176 151V150H175ZM237 151V150H236ZM30 152V151H29ZM94 152V151H93ZM98 152V151H97ZM109 152V151H108ZM116 152L117 151H115L113 154H112V151L111 152H109V157L110 156H112L113 157V155L114 154H116ZM121 152V151H120ZM125 151H123V152H121L122 154H123V157H125L124 155H125V153H124ZM165 152V151H164ZM238 153H239V150L237 151ZM99 153V152H98ZM112 155H111V154ZM118 153V155L119 154H121V153H119V152H117ZM131 153V152H130ZM153 153V152H152ZM167 153V152H166ZM166 153H164V154H166ZM201 153V152H200ZM207 153V152H206ZM102 154H104V153H102ZM101 154V155H102ZM107 154L108 153H106V155L105 156H107ZM129 154V153H128ZM27 155V154H26ZM133 155V154H132ZM34 156V155H33ZM38 156H39V153H38ZM41 156H39V157H41ZM121 156V155H120ZM150 156V155H149ZM22 157V156H21ZM151 157V156H150ZM211 157V156H210ZM96 158V159H95ZM106 158H108V157H106ZM192 158H194L193 156H191L190 157V159H192ZM262 158H263V156H262ZM93 159H95V160H93ZM109 159V158H108ZM110 159H111V157H110ZM115 159H117V157H115ZM114 159V160H115ZM119 159V158H118ZM149 159V158H148ZM24 160V159H23ZM62 161H63V159H61ZM61 160L59 161L58 160V164H57V162H56V164L57 165H60L59 163L61 162ZM119 160H121V159H119ZM194 160H195V158H194ZM193 160V161H194ZM197 160V159H196ZM201 160V159H200ZM263 160V159H262ZM27 161V160H26ZM100 161V162H99ZM106 161V160H105ZM112 161V160H111ZM122 161V160H121ZM125 161V160H124ZM128 161V160H127ZM190 161H192V160H190ZM67 162V161H66ZM123 162V161H122ZM51 163H52V161H51ZM68 163V162H67ZM73 163H69V165H71L72 164V166H73ZM108 163H109V161H108ZM112 163H114L113 161H112ZM112 163H109V164H112ZM117 163V162H116ZM121 163V162H120ZM125 163V162H124ZM47 164H49L48 162H47ZM65 164V163H64ZM64 164H63V166H64ZM86 164V165H85ZM137 164V163H136ZM56 165V166H57ZM66 165V164H65ZM103 165H104V162H103ZM106 165V164H105ZM104 165V166H105ZM113 165V164H112ZM118 165V164H117ZM117 165H115V166H117ZM185 165V164H184ZM62 166V165H61ZM104 166H103V169H104ZM127 166V165H126ZM186 166H189L188 164H186ZM186 166H185V168H186ZM47 168H48V166H46ZM53 167H54V165H53ZM60 167V166H59ZM66 167V166H65ZM64 167V168H65ZM87 167H90V165L89 166H87ZM86 167V168H87ZM118 167H121L122 168V166L121 165H119ZM124 167V166H123ZM82 168H84V167H82ZM102 168V167H101ZM133 168V167H132ZM184 168V167H183ZM188 168V167H187ZM49 169V168H48ZM88 169V168H87ZM90 169V168H89ZM109 169V168H108ZM157 169V168H156ZM167 169V168H166ZM55 170V169H54ZM80 170H82L81 168H80ZM93 170V169H92ZM94 170H96V169H94ZM105 170H106V167H105ZM182 170V169H181ZM181 170H179V172L181 171ZM48 171V170H47ZM46 171V172H47ZM82 171H85V172H87L88 170H82ZM103 171V170H102ZM111 171H113V170H111ZM111 171L110 170H106V171H103V172H105V173H107V174H109V173H111ZM187 171V170H186ZM72 172H73V169H72ZM71 172V173H72ZM115 171H113L112 173H114ZM130 172V171H129ZM75 173V172H74ZM77 173V172H76ZM84 173V172H83ZM97 173V172H96ZM176 173V172H175ZM178 173V172H177ZM181 174H183L184 172H180ZM179 173V174H180ZM89 174H90V170H89ZM174 174V173H173ZM180 174V175H181ZM48 175V174H47ZM67 175V174H66ZM77 175H80V174H77ZM176 176L178 175V174H175ZM61 176V175H60ZM68 176V175H67ZM70 176V175H69ZM81 176V175H80ZM79 176V177H80ZM94 176V175H93ZM121 176V175H120ZM133 177V176H132ZM178 177H179V175H178ZM71 178H73L72 176H71ZM77 178H78V176H77ZM80 178H82V176L80 177ZM60 179V178H59ZM61 179H63V177L61 178ZM74 179H76V178H74ZM110 179V178H109ZM55 180V179H54ZM98 180V179H97ZM111 181V180H110ZM147 181V180H146ZM170 181V180H169ZM56 182V181H55ZM65 182V181H64ZM63 182V183H64ZM67 182V181H66ZM77 182H78V180H77ZM98 182V181H97ZM135 182V181H134ZM50 183V182H49ZM62 183V182H61ZM71 183V182H70ZM67 184H69V183H67ZM95 185V184H94ZM184 185V184H183ZM61 186V185H60ZM82 186V185H81ZM86 186V185H85ZM91 186V185H90ZM66 187V186H65ZM83 187V186H82ZM67 190L68 191H73L74 192V186L73 185H68L67 187ZM66 188H65V190H66ZM108 188V187H107ZM87 189V188H86ZM109 189V188H108ZM134 189V188H133ZM46 190V189H45ZM59 190V189H58ZM61 190H63V189H61ZM116 190V189H115ZM179 190V189H178ZM262 191V190H261ZM263 191H264V187H263ZM82 192V191H81ZM260 192V191H259ZM48 193V192H47ZM66 193V192H65ZM77 193V192H76ZM83 193V192H82ZM96 193V192H95ZM263 193V192H262ZM64 194V193H63ZM69 194V193H68ZM46 195V194H45ZM61 195V194H60ZM97 195V194H96ZM95 195V196H96ZM70 195H68V200H69V198L71 199V197H72V195H71V197H69ZM258 196V195H257ZM47 197V196H46ZM62 197H64L65 198V195L64 196H62ZM67 197V196H66ZM74 197V196H73ZM76 197V196H75ZM78 197H80L79 195H78ZM113 197V196H112ZM118 198V197H117ZM261 198H262V196H261ZM62 199V198H61ZM66 199V198H65ZM72 199H74V198H72ZM76 199V198H75ZM91 199V198H90ZM107 199V198H106ZM49 200V199H48ZM51 201H50V203L52 202V199H50ZM63 200V199H62ZM67 200V201H68ZM77 200H78V198H77ZM76 200V201H77ZM84 200V199H83ZM111 200V199H110ZM114 200V199H113ZM141 200V199H140ZM67 201H65V202H67ZM71 201V200H70ZM75 201V200H74ZM73 201V202H74ZM75 201V202H76ZM82 201V200H81ZM86 201V200H85ZM133 201V200H132ZM256 201V200H255ZM258 201V200H257ZM49 202V201H48ZM73 202H72V204H73ZM80 202V201H79ZM33 203V202H32ZM77 203V202H76ZM52 204V203H51ZM89 204V203H88ZM99 204V203H98ZM106 204V203H105ZM36 205V204H35ZM34 205V206H35ZM67 205V204H66ZM93 205V204H92ZM262 205V204H261ZM50 206V205H49ZM74 208H75V203H74ZM83 206V205H82ZM257 206V205H256ZM262 206H264V204L262 205ZM67 207V206H66ZM139 207V206H138ZM81 208V207H80ZM262 208H264V207H262ZM70 209V208H69ZM72 209V208H71ZM70 209V210H71ZM101 209V208H100ZM83 210V209H82ZM33 211H36V209L35 210H33ZM80 211V210H79ZM87 211V210H86ZM263 211V210H262ZM37 212H40V210L39 211H37ZM78 212V211H77ZM72 213V212H71ZM260 213V219H262V220H264V211L263 212H259ZM86 214V213H85ZM76 215V214H75ZM79 217H81V216H79ZM86 219V218H85ZM91 219H92V217H91ZM54 220V219H53ZM260 221L259 223H262L263 224V221ZM77 222V221H76ZM93 224V223H92ZM91 224V225H92ZM98 225V224H97ZM107 225V224H106ZM249 225V224H248ZM252 225V224H251ZM255 225H257V224H255ZM255 225H252V226H255ZM99 227H101L100 225H98ZM91 227V226H90ZM89 227V228H90ZM96 230V229H95ZM96 232V231H95ZM131 241V240H130ZM133 241H135V240H132L131 242L133 243ZM140 241H141V239H140ZM139 241V243H141ZM144 241V240H143ZM146 241H148V240H146ZM135 242H137V241H135ZM134 242V243H135ZM149 242H150V240H149ZM152 242V241H151ZM117 243V242H116ZM147 243V242H146ZM146 243H144V244H146ZM144 244L142 245V246H144ZM148 244V243H147ZM85 245V244H84ZM89 245V244H88ZM131 247H133L134 248V246L136 245V244H134V246H133V244H129ZM137 245H138V242H137ZM157 243L155 244V242L153 243H150V246H151V248H156L157 249ZM138 246H140V245H138ZM137 246V247H138ZM148 246V245H147ZM136 247V246H135ZM136 247V248H137ZM150 248V247H149ZM152 250V249H151ZM185 261H187V259H185V258H183ZM189 262V261H188Z\"/></svg>",
	"mask_w": 264,
	"mask_h": 264
}]
</instances>
